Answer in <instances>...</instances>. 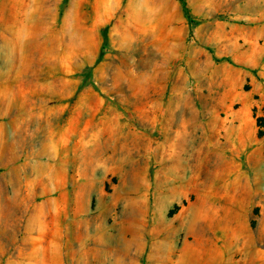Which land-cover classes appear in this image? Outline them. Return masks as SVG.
<instances>
[{
    "label": "rangeland",
    "instance_id": "obj_1",
    "mask_svg": "<svg viewBox=\"0 0 264 264\" xmlns=\"http://www.w3.org/2000/svg\"><path fill=\"white\" fill-rule=\"evenodd\" d=\"M183 2L0 0V264H264V0Z\"/></svg>",
    "mask_w": 264,
    "mask_h": 264
},
{
    "label": "trees",
    "instance_id": "obj_2",
    "mask_svg": "<svg viewBox=\"0 0 264 264\" xmlns=\"http://www.w3.org/2000/svg\"><path fill=\"white\" fill-rule=\"evenodd\" d=\"M178 1L182 6H184L183 0H178ZM183 8H185V7H183ZM256 122H257V128L259 130L258 135H259V137H263L264 136V109H263L262 116L259 117Z\"/></svg>",
    "mask_w": 264,
    "mask_h": 264
}]
</instances>
